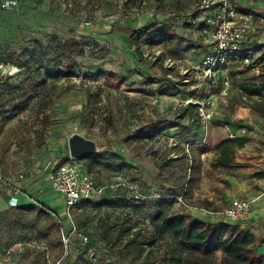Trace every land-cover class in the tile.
<instances>
[{
    "label": "rangeland",
    "instance_id": "374dc122",
    "mask_svg": "<svg viewBox=\"0 0 264 264\" xmlns=\"http://www.w3.org/2000/svg\"><path fill=\"white\" fill-rule=\"evenodd\" d=\"M55 1L68 8V23L57 27L59 33L64 39L79 36L94 48L78 59L80 67L72 77L58 84L62 95L51 105L46 123L24 113L4 126L0 124V169L13 181H24L21 186L26 195L20 197L19 206L34 205L53 213L49 219L38 210L12 209L0 198V264H85L80 256L79 234L72 235L75 243L65 246L55 228L61 220L69 229L64 197L42 179L30 184L46 162L69 157L68 139L73 133L92 138L101 150L111 153L108 156L114 164L131 167L91 166L98 184L114 186L94 202L95 206L75 214L82 234L89 237L86 259L91 264H97L95 257H101L100 248L110 261L133 260L137 252L123 248L127 237L110 245L117 227L104 234L100 226L126 221L130 234L139 228L148 231L154 204L170 197L175 200L174 212L251 231L256 236L257 253L264 255L263 250L259 252L264 246V198H254L264 190V180L260 184L257 177L264 173V121L253 109L256 102L264 100V88L260 86L264 30L254 41L247 63L221 67L206 78L204 61L212 48L199 38L201 20L194 21L203 15V0H136L129 5L125 0ZM246 2V7L254 2L253 9L264 16V0ZM233 3L239 8L240 4ZM154 22L173 24L179 42L168 48L143 47L139 58L130 44L131 32ZM4 46L0 43V59L12 63L13 51ZM103 74L114 75L111 86L106 85ZM118 79L125 82L120 89ZM149 85L151 92L147 90ZM165 89L179 94L164 95ZM252 90L255 95H251ZM190 105H198L203 113V127L193 145L177 127L151 142L134 138L149 119L171 123ZM188 124L185 118L183 125ZM239 136L250 141L244 148L232 147L233 166L216 167L214 161L220 157L217 145ZM118 183L137 186L142 196L137 198L121 185L115 187ZM237 199L254 201L250 218L244 222L205 212H224ZM114 201L123 206L111 205ZM209 264L230 263L217 254Z\"/></svg>",
    "mask_w": 264,
    "mask_h": 264
},
{
    "label": "trees",
    "instance_id": "16d2710c",
    "mask_svg": "<svg viewBox=\"0 0 264 264\" xmlns=\"http://www.w3.org/2000/svg\"><path fill=\"white\" fill-rule=\"evenodd\" d=\"M136 0H125V5H129ZM179 37L176 27L168 22L148 23L146 26L135 29L130 35V44L138 57H142V48H153L155 46L172 47L177 45ZM13 51L14 61L7 62L3 58L0 62L12 64L19 69L21 73L14 82L10 78H0V124L4 126L24 113H31L36 122L42 124L47 122L50 114V107L55 100L61 97L62 90L58 84L66 77H72V74L78 67V59L84 58L89 51L94 48L86 39L71 35L64 40H58L52 35L45 38L32 39L25 43L22 48H16L15 45H6ZM254 50V49H253ZM245 63V57L234 58L226 66L239 67ZM106 85L111 86L113 74H103ZM75 77V76H74ZM94 75V79H95ZM120 89L125 84L123 79L117 80ZM260 86L264 88V75ZM97 90L101 88L98 86ZM90 90V89H89ZM150 92V91H149ZM255 95L256 91H250ZM164 95L176 96L170 89L163 91ZM254 111L264 119V100L258 101L253 107ZM108 115L111 113L107 109ZM121 116L124 114L121 110ZM188 118L189 124L183 125V120ZM181 130L185 140H189V145L198 142L195 135L203 127L202 116L199 113L198 105H190L183 114L177 115V119L169 123L161 118L149 119L147 123L136 131L134 138L141 142H151L158 136L164 134L170 129ZM250 139L247 137H235L233 141H225L217 145L220 149V157L214 161L216 167L231 168L233 160L230 152L235 149L244 148ZM101 149V147H100ZM108 151L101 150L98 155L85 157L89 165V171L92 165H106L109 168L124 169L131 168L126 164H114L109 158ZM70 157L64 159L69 160ZM259 179H264V173H258ZM119 185V183L117 184ZM109 188L106 189L109 190ZM105 191V193H106ZM104 193V195H105ZM103 195V196H104ZM102 196V197H103ZM85 202L74 212V221L77 232L73 233L72 227L66 230L69 236V245L75 243L72 235L79 234L80 256L85 260V264H91L86 258L89 256V237L82 234L79 225L76 222V212L86 211L91 205L97 203ZM97 202V201H96ZM174 198H163L156 201L154 210L150 214V229H136L130 234V227L127 222L109 224L103 223L100 228L104 234L110 233L114 228L115 237L109 241L110 245H116L120 241L124 242L123 248L134 249L137 255L131 261L115 260L110 261L104 254V249H99L101 257H95L97 264H209V260L221 254L223 258L229 260L230 264H264V255L257 253L256 236L249 230H239L231 228L229 225H216L203 220L193 218L186 212H174ZM94 203V204H93ZM111 205L123 206L119 201L110 202ZM18 210L37 211L47 218H52L53 213L47 208L37 209L36 206L18 207ZM60 233V242L62 239L63 227L60 223L55 227ZM84 238L87 243H84Z\"/></svg>",
    "mask_w": 264,
    "mask_h": 264
},
{
    "label": "built area",
    "instance_id": "2783aa9c",
    "mask_svg": "<svg viewBox=\"0 0 264 264\" xmlns=\"http://www.w3.org/2000/svg\"><path fill=\"white\" fill-rule=\"evenodd\" d=\"M233 2L234 0H203L200 6L207 15L201 20L199 38L212 48L204 61L207 69L206 78L214 71L226 66L234 58L245 57L247 63L252 56L254 41L264 30V16L249 10H240ZM17 4V1H6L4 6L15 7ZM20 73L21 69L18 67L0 62V78H10L16 81ZM225 82L228 85V80ZM212 84L215 82L213 81ZM199 113L203 116L202 109ZM44 174H46L51 189L65 199L67 224L72 227L73 233L77 232L74 212L83 203L101 198L106 189L110 187L97 183L89 171L87 160L70 158L60 162L48 161L45 163ZM120 185L133 191L137 198L141 195L137 186L121 183L115 187ZM24 194L26 195L19 181L6 177L0 169V196L8 197L9 207L18 208L20 197ZM253 203L254 201L237 199L224 212L207 210L205 212L214 216L223 215L234 222H244L250 218ZM59 223L63 227L62 239L65 246H68L69 236L64 232L66 226L61 220ZM83 240L85 244L87 239Z\"/></svg>",
    "mask_w": 264,
    "mask_h": 264
},
{
    "label": "crops",
    "instance_id": "0c3cea01",
    "mask_svg": "<svg viewBox=\"0 0 264 264\" xmlns=\"http://www.w3.org/2000/svg\"><path fill=\"white\" fill-rule=\"evenodd\" d=\"M6 1H17L18 4L15 7H5L4 4ZM246 1L247 0H235L234 2L240 4L238 9L249 10L256 13L253 9L255 7L254 2H249V6L251 7H246L244 6V4L247 3ZM67 13L68 8L57 4L55 0H0V43L7 45V43L14 42L16 48H22L28 41L45 38L47 35H52L58 40H64V34L61 32L59 33L57 27L63 23H68L69 17ZM206 15L207 14L203 11V15L197 17L194 21H200ZM150 86L151 85L147 87V90L151 92ZM84 136L92 140L89 136ZM44 167L45 164L39 175L35 176L34 181L30 183L31 185L37 183V180L42 179L44 180L42 182H46L50 187L46 174H44ZM259 180L261 184L264 179ZM23 183L24 181H19L20 186ZM0 198H2L4 202L7 203V207H9L8 197L6 195H1ZM254 198H264V190L254 194ZM261 250H263L261 254H264V246L259 248V252H261Z\"/></svg>",
    "mask_w": 264,
    "mask_h": 264
},
{
    "label": "water",
    "instance_id": "95a60500",
    "mask_svg": "<svg viewBox=\"0 0 264 264\" xmlns=\"http://www.w3.org/2000/svg\"><path fill=\"white\" fill-rule=\"evenodd\" d=\"M69 157L76 160H84L85 157L98 155L100 146L94 140L86 138L80 133H73L68 139Z\"/></svg>",
    "mask_w": 264,
    "mask_h": 264
}]
</instances>
